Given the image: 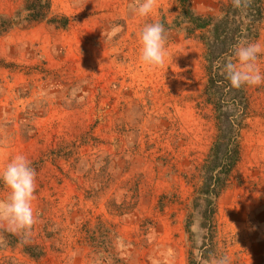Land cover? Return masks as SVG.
Masks as SVG:
<instances>
[{"label":"rangeland","instance_id":"374dc122","mask_svg":"<svg viewBox=\"0 0 264 264\" xmlns=\"http://www.w3.org/2000/svg\"><path fill=\"white\" fill-rule=\"evenodd\" d=\"M52 1L71 18L67 29L43 23L0 36V168L23 154L36 171V222L27 237L0 227V264H212L224 255L264 264V84L250 87L253 115L212 237L186 178L216 134L204 46L168 27L177 1L155 0L143 18L131 0ZM221 1L192 3L218 14ZM21 3L0 0V15ZM153 22H166L159 67L140 54L139 33ZM258 64L264 70V55ZM56 149L64 155L53 160ZM7 192L0 183V199Z\"/></svg>","mask_w":264,"mask_h":264},{"label":"trees","instance_id":"16d2710c","mask_svg":"<svg viewBox=\"0 0 264 264\" xmlns=\"http://www.w3.org/2000/svg\"><path fill=\"white\" fill-rule=\"evenodd\" d=\"M176 1L177 14L168 27L187 37L198 38L204 46L203 100L213 110L216 134L205 159L186 178L193 186L192 207H201L202 226L213 237L217 201L241 161L242 136L253 115L250 87L232 88L215 66L232 55L238 41H258L264 22V0H244L239 9L233 7L232 0L221 1L218 14L198 13L192 0ZM70 22V17L54 13L52 0H22L12 15H0V36L15 28H31L43 23L65 30ZM62 155L64 151L56 149L52 159ZM26 249L31 252L33 248L26 246Z\"/></svg>","mask_w":264,"mask_h":264},{"label":"clouds","instance_id":"9594fccd","mask_svg":"<svg viewBox=\"0 0 264 264\" xmlns=\"http://www.w3.org/2000/svg\"><path fill=\"white\" fill-rule=\"evenodd\" d=\"M234 8H241L244 0H232ZM155 0H131L129 7L135 15L148 17L153 13ZM121 31L119 26L111 28L103 36L112 39ZM166 33L159 22L144 25L139 33L140 54L144 63L159 67L166 56ZM264 55V46L258 42L240 40L233 47L232 55L218 61L216 68L235 89L258 87L264 84V70L258 60ZM77 90L70 93L68 102L76 98ZM0 183L8 190L0 199V227L11 234L27 237L36 222L33 200L36 190V171L31 161L23 154L14 156L6 166L0 168ZM212 264H231L227 255L215 259Z\"/></svg>","mask_w":264,"mask_h":264}]
</instances>
